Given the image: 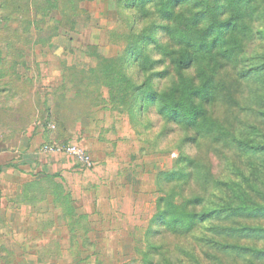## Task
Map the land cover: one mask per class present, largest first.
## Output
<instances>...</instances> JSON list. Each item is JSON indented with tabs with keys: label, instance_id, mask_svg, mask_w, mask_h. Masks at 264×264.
<instances>
[{
	"label": "rangeland",
	"instance_id": "1",
	"mask_svg": "<svg viewBox=\"0 0 264 264\" xmlns=\"http://www.w3.org/2000/svg\"><path fill=\"white\" fill-rule=\"evenodd\" d=\"M157 3L0 0V161L25 166L50 207V227L35 229L46 242L14 264H264L255 257L264 213L235 211L240 200L214 188L231 181L249 205H264V152L232 143H264V77L246 73L264 56V0L244 16L234 61L202 64L224 81L202 128L165 117L155 101L200 80L197 61L175 70L164 30L173 27ZM45 144L75 147L85 161L45 154Z\"/></svg>",
	"mask_w": 264,
	"mask_h": 264
},
{
	"label": "trees",
	"instance_id": "2",
	"mask_svg": "<svg viewBox=\"0 0 264 264\" xmlns=\"http://www.w3.org/2000/svg\"><path fill=\"white\" fill-rule=\"evenodd\" d=\"M132 3L134 4V0ZM221 3L225 9L220 13L217 4ZM157 4L162 12L163 21L171 22L173 27L170 29L167 26L164 30L167 35L171 33L173 36V39L169 37L173 40L175 47V51H172L175 70L181 74L183 71L189 70L192 63L197 61L200 80L198 86L192 82L189 84L182 81L181 85L179 83L180 86H174L168 93L155 97V101L165 117L179 120L180 123L186 125L196 124L197 128L205 127L204 106L210 105L216 100L224 86V81L222 83L216 81L215 71L207 70L208 74L206 75L202 64L211 60L210 64L216 65L220 59L227 62L234 61L233 58L237 56L239 50V37L248 32L243 20L244 16L246 17L250 9L253 8L252 0H158ZM179 4L186 5L190 12L186 15L181 14L180 11L176 13L174 8ZM141 5L144 4L139 6ZM194 10L196 11L194 12ZM222 16H224L223 19ZM256 34L264 40V29H258ZM134 62L130 58V64L133 65ZM139 70L141 69L139 68ZM246 73L249 76L262 79L264 77V56L257 63L251 65ZM133 103L135 106V100ZM259 114L264 117V111H259ZM232 143L242 153L254 155L264 152V143L254 140L234 138ZM249 165L254 167L255 163L251 161ZM214 188L226 192L230 198L234 197L240 200L235 211L264 213V205H249L245 199L239 196L238 192L242 187L236 183L215 181ZM215 215L213 210H209L201 211L197 217L203 222ZM159 219L167 224L174 221V216L168 214L166 217L164 214H160ZM191 222H193V217H190L187 223ZM255 257L263 258L264 251H257Z\"/></svg>",
	"mask_w": 264,
	"mask_h": 264
},
{
	"label": "crops",
	"instance_id": "3",
	"mask_svg": "<svg viewBox=\"0 0 264 264\" xmlns=\"http://www.w3.org/2000/svg\"><path fill=\"white\" fill-rule=\"evenodd\" d=\"M0 165V264L35 259V244L46 242L36 240L37 224L50 227L46 193L42 200L36 199V191L30 186L36 177L20 162L0 161Z\"/></svg>",
	"mask_w": 264,
	"mask_h": 264
},
{
	"label": "built area",
	"instance_id": "4",
	"mask_svg": "<svg viewBox=\"0 0 264 264\" xmlns=\"http://www.w3.org/2000/svg\"><path fill=\"white\" fill-rule=\"evenodd\" d=\"M53 128V127H51ZM43 153L48 155H56L62 153H69L77 157V159L81 162L85 161V156L82 152L78 151L75 147L64 146L59 144H45L42 148Z\"/></svg>",
	"mask_w": 264,
	"mask_h": 264
},
{
	"label": "clouds",
	"instance_id": "5",
	"mask_svg": "<svg viewBox=\"0 0 264 264\" xmlns=\"http://www.w3.org/2000/svg\"><path fill=\"white\" fill-rule=\"evenodd\" d=\"M145 24H147V21L145 22Z\"/></svg>",
	"mask_w": 264,
	"mask_h": 264
}]
</instances>
